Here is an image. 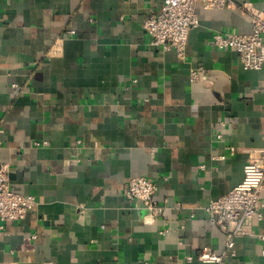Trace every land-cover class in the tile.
Listing matches in <instances>:
<instances>
[{"label":"crops","instance_id":"0c3cea01","mask_svg":"<svg viewBox=\"0 0 264 264\" xmlns=\"http://www.w3.org/2000/svg\"><path fill=\"white\" fill-rule=\"evenodd\" d=\"M162 2L0 0V163L36 199L0 220V264H213L199 251L224 252L205 206L264 146V69L212 34L250 32L241 5L264 0L197 4L183 58L142 28ZM135 175L154 180L162 215L125 196ZM253 231L224 264H264V206Z\"/></svg>","mask_w":264,"mask_h":264},{"label":"built area","instance_id":"2783aa9c","mask_svg":"<svg viewBox=\"0 0 264 264\" xmlns=\"http://www.w3.org/2000/svg\"><path fill=\"white\" fill-rule=\"evenodd\" d=\"M197 4L205 9L225 8L233 0H163L157 12H150L142 22V28L150 42L163 50H174L183 58L190 30L199 23ZM250 16L251 31L247 33L224 32L212 34V44L218 49H231L238 55L239 62L249 69H264V8L249 2L241 5ZM69 33H73L70 30ZM202 67L191 70V76L199 79ZM264 189V146L258 148L254 157L243 167L240 182L218 198L211 199L205 206L210 220L226 234L225 250L217 253L211 247H203L197 257L203 262L224 264L226 255L234 256V238L253 235V220L262 217L264 206L261 191ZM156 183L144 175L129 178L125 196L148 215H162L166 205L155 198ZM34 196H25L11 187L9 166L0 163V220H20L35 204ZM259 237L264 239L263 234ZM264 255V250L262 251ZM190 259V257L188 258Z\"/></svg>","mask_w":264,"mask_h":264}]
</instances>
